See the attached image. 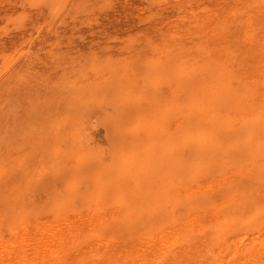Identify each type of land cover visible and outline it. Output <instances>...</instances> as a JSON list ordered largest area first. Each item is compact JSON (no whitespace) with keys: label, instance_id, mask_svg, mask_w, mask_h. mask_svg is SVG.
Segmentation results:
<instances>
[{"label":"rangeland","instance_id":"obj_1","mask_svg":"<svg viewBox=\"0 0 264 264\" xmlns=\"http://www.w3.org/2000/svg\"><path fill=\"white\" fill-rule=\"evenodd\" d=\"M208 60L224 69L225 116L236 129L231 136L225 132L232 138L228 147L233 155L247 152V143L264 152V0H0V264L28 245L46 243V235L65 231L69 221L87 222L105 212L117 218L124 207L104 193L124 164L147 174L146 185L163 178L178 189L175 214L140 229L126 225L125 231H108L122 219L104 220L98 238L89 236L82 246L108 248L111 238L126 244V234L133 242L151 241L162 228L172 232L164 238H175L166 264H261L264 226L256 221L262 214L252 215L264 201L248 202L244 212L231 215L230 225L219 223L189 189L195 182L200 188L219 185L218 173L203 179L191 172L198 164L196 144L168 123L192 97L182 81H197L195 67ZM165 95L176 109L168 106L153 122L122 110L129 104L152 112ZM140 124L156 133L150 139L155 149H166L161 174L150 158L140 163L133 156L128 139ZM257 190L264 194V187ZM191 194L197 204L189 213ZM238 225L251 229L235 232ZM78 244L68 253L77 255ZM243 248L253 254L239 252ZM67 251L63 264H76ZM28 252L23 264H54L62 254L41 258Z\"/></svg>","mask_w":264,"mask_h":264},{"label":"bare ground","instance_id":"obj_2","mask_svg":"<svg viewBox=\"0 0 264 264\" xmlns=\"http://www.w3.org/2000/svg\"><path fill=\"white\" fill-rule=\"evenodd\" d=\"M242 30L243 29H241V31ZM246 60L247 62H249L248 59ZM258 62L259 61H257V63ZM252 63L253 62H251V65ZM195 68H196L195 70L198 69L199 72V77L197 81H194L193 79L188 77L185 78L181 83L182 87H185L187 89L189 88L191 90L192 97L190 98L187 105L182 110H180L176 115H173V117L168 121V123L172 124L173 127L175 126L182 130H185L186 131L185 133L187 134L185 137L189 138L190 140H193L196 144L198 156L194 160L198 161V164H196L193 167V171L191 172L202 174L203 179H207V177L210 176L211 173L213 172L218 173L215 179L220 181L219 185L206 184L205 188L203 187L200 188L199 184L195 182L194 184H192V186H189V189L192 191L191 193H197L201 197V200H199L197 203H203L208 205L209 211H211L212 214H214V216L220 220L219 223L222 224L225 223L227 225H230V221L232 220L231 215L235 213L244 212L246 210L245 206L247 205L248 202H259L260 200L264 201V194L260 193L259 190H257L264 187V152H259L258 148H252L253 146H250V144L247 143L246 144L248 146L247 152H242L240 154L237 153V155L235 154L233 155L231 149L228 147V144L230 141H232L231 140L232 138L228 139L225 134V132L228 131L230 132L229 135L231 136V134H233V132H235L236 129L233 128L235 124V122L233 121H231L227 125V120L225 116V103L227 101L226 97L228 95H226V84L224 80V71H223L224 69L222 65L220 64L217 65L214 63V61L211 60H208L206 63H203L202 65H199ZM168 70L170 71L171 68H169ZM193 70L194 67L188 71H193ZM244 86L246 85L244 84ZM232 88L229 87V89L231 90ZM257 90L258 89H256V91ZM168 97L165 95L163 102H159V101L154 102L153 105L155 107L153 108L152 112L149 111L145 114L143 112V108L133 107L129 104L122 105L123 108L122 110H125V112L130 117H137V118H141L142 120H147V121L150 120L153 122L154 118L161 111L166 109L168 106L171 105L172 107L175 106L173 102H171L172 97L169 98V101H168ZM163 104H165L166 106L165 105L163 106ZM232 112H233V107H232ZM155 135L156 133L154 131L152 130L149 131L147 128L143 127L142 124H140L138 130L134 134H132L131 137H129L130 139H128V141L131 144H133L132 150L135 152L133 156L135 155L134 157H136L135 158L136 161L142 163L144 161H149L148 158H150L151 162L154 165L158 164V166H155L154 168L155 172L156 173L160 172L161 174V169L167 161V154L165 155L166 149H162V148L155 149L154 148L155 146L152 145V142H150L151 141L150 139H153ZM176 150H180V149H176ZM158 167L160 168L158 169ZM145 176L148 175L145 173L144 174L139 173L138 170L134 169L133 164H124L122 168L115 171L114 174L110 177V180L108 181L107 193L106 192L104 193V191H102V194L104 193L106 195L105 199L110 197L113 198L117 196L121 202V205L124 207V211H121V213L118 214L117 218H114L116 217L115 215L113 216L111 215V213L106 214L105 212L103 213L104 214L103 216H100V214L97 215L93 214V216H91L87 222L75 223L74 221H69L67 224V229L65 231L55 230L54 232H51L50 235L49 234L46 235V236H50L49 237L50 239H48L46 243L40 245L33 244L32 246L28 245L30 246V248L28 249L29 252L20 251L17 252L16 254H13L14 256L10 257L11 259L9 260L8 264H16V263L23 264L24 256L27 254V252L31 254L33 257H37L41 255V258H45L47 255L48 256L53 255L54 253H62L57 257V261L54 264H63V251L68 250L67 254H69L68 253L70 251L69 246L74 247L76 243H79L82 246V244L87 240L89 236H94L98 238L97 236L99 232L98 230L104 224V220L113 223L116 220L122 219L121 220L122 223L119 224L121 226L118 225L117 228L116 225H114L108 231H115V229L116 230L120 229L121 231H125L127 229L126 225L134 224L136 225L137 228L140 229L143 228L144 225L146 224L157 225L158 223L162 222L163 218L170 217L173 214H175L174 212L175 205L181 199L180 191H178V189H176L175 187L171 186V184L166 183L163 178H159V180L151 179L152 182L146 185L144 181ZM147 178L148 180H150L149 177ZM155 182H157L156 183L157 185H154ZM252 188L253 189L255 188V190L252 191ZM153 189L154 191H159V193L157 195H154L152 193ZM192 198H193V194L187 196V199H189V206H187V210L189 211V213L194 208V206L192 205L197 204L196 201L191 202ZM215 198H217L216 200L219 201L218 202L219 204H216L217 201L215 200ZM259 214H262V218L260 220L258 219V221H256V224L257 226L261 227L264 226V209L256 210L253 213L252 217L256 218L257 215L259 216ZM194 218L195 220H197L196 217ZM204 221L206 220H203V222ZM242 228L246 229L247 231L251 229L249 225L244 227H242V225H238L234 227V231L238 232V230ZM227 229L228 227L224 229V231H227L226 233H231L232 230L231 229L227 230ZM160 232L158 230V234L155 235L157 236V238L151 241L140 240L139 242H133L135 237L131 236L130 234H126L127 235L126 244H120V245L116 244V242L112 240L113 238H111L110 242H108V244L110 245V246L108 245V248L106 245L102 243L91 244L90 248L86 246H82V247L80 246L81 247V248L79 247L80 252L77 255L76 254L73 255V253L70 252L71 254H69V256L70 257L74 256L75 258L74 262L76 264H166L167 257L169 256L168 252H166V249L169 248L168 245H170L171 243H172L171 245L173 246V244L175 243V238H173V241L170 242L172 238L171 239L164 238L165 236H167L166 234L169 231L165 234V232L161 228ZM113 233L114 232H112V234ZM169 233H171L172 235V232ZM249 236L251 237V235ZM51 237L54 238L56 237V238L52 239ZM96 238L93 239L97 241ZM250 239H252V237ZM158 242L163 247L157 246ZM198 242L200 243V241ZM202 242L203 241H201L200 244H202ZM252 242L253 243H251V245L254 244V241ZM261 244L262 246H264V243ZM165 245L166 247H164ZM259 247L262 248L260 245ZM239 252L252 255L253 248H243L240 249ZM262 252L264 251H261V253ZM172 253L174 252L172 251ZM87 255H89L90 258L92 259L91 263L86 261V259H88ZM260 256L264 257V255H260ZM252 258L254 259V257ZM178 261L179 260H177V262ZM249 262L251 263L250 260ZM261 262L264 263V261Z\"/></svg>","mask_w":264,"mask_h":264}]
</instances>
